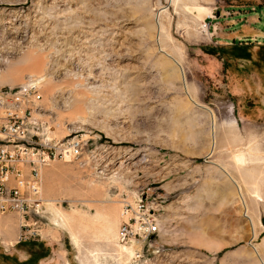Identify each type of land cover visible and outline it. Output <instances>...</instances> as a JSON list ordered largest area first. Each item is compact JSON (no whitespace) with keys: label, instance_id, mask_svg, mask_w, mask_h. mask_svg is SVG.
I'll list each match as a JSON object with an SVG mask.
<instances>
[{"label":"rangeland","instance_id":"374dc122","mask_svg":"<svg viewBox=\"0 0 264 264\" xmlns=\"http://www.w3.org/2000/svg\"><path fill=\"white\" fill-rule=\"evenodd\" d=\"M30 78L37 136L82 149L0 214V264H262L264 0H0V87ZM137 205L162 229L118 241Z\"/></svg>","mask_w":264,"mask_h":264},{"label":"built area","instance_id":"2783aa9c","mask_svg":"<svg viewBox=\"0 0 264 264\" xmlns=\"http://www.w3.org/2000/svg\"><path fill=\"white\" fill-rule=\"evenodd\" d=\"M32 79L17 88L0 87V214L15 212L22 218L31 211L38 214L42 168L58 157H74L82 149L79 138L60 143L37 136L32 112L41 93L39 83ZM6 96H17V104H6ZM124 214L129 216L118 227V241H146L163 227L154 210L143 205L130 206Z\"/></svg>","mask_w":264,"mask_h":264},{"label":"bare ground","instance_id":"6f19581e","mask_svg":"<svg viewBox=\"0 0 264 264\" xmlns=\"http://www.w3.org/2000/svg\"><path fill=\"white\" fill-rule=\"evenodd\" d=\"M159 12H161V10L160 11H158V14H159ZM13 24V23H12ZM19 25V24H18ZM17 26V25H16ZM156 26H157V31H159V23H158V21H156ZM15 29H17V28H15ZM25 31V30H24ZM15 36H17V35H15ZM25 36V35H24ZM33 46V45H32ZM175 60V59H174ZM175 62L176 63H178L177 62V60H175ZM212 120V122H211V133H210V135H211V139H212V144H211V149H212V147L214 146V137H215V134H214V125H213V118L211 119ZM111 151H107V150H104L102 153H100V155H99V157H100V161H99V163H98V166H99V168H100V170H102V171H106V170H109L110 169V167H108V166H110L111 164H112V158H110L111 156ZM235 158H237L238 160H243L244 159V156H243V154H237L236 156H235ZM125 162V160H121L120 161V164H119V166L121 167L123 164V166H126L125 168H127V170L129 169V168H131V167H133L134 165H135V163L133 164H130L131 162H127L126 164L124 163ZM111 167H112V165H111ZM114 171H115V173H113V174H119L120 173V169L118 170V168H116V169H114ZM100 172V171H99ZM238 201L241 203V204H243L244 205V199H243V196L242 195H240L239 194V196H238ZM57 214H59L58 212H56ZM60 217V216H59ZM62 218V217H61ZM61 220V219H60ZM62 221V220H61ZM247 222H248V224L250 225V231H251V236H253L254 235V232H255V224H254V222H253V219H251L250 217H248V220H247ZM114 223H112V222H110V221H108L107 222V224H106V233H110L111 231H114ZM69 230H71V229H69ZM71 235H72V233H70ZM75 234V233H74ZM70 235V236H71ZM73 236V235H72ZM76 237V235H74V237L73 238H75ZM108 237V236H107ZM74 240V239H73ZM74 242H76V239L74 240ZM128 242V241H127ZM253 248H254V250H255V252L259 255V256H264V238L261 240V242L260 243H258L257 245H253ZM120 250H122V251H125L127 254H131V250H130V247H126V246H123V245H120ZM261 262H262V264H264V260H262L261 259Z\"/></svg>","mask_w":264,"mask_h":264},{"label":"crops","instance_id":"0c3cea01","mask_svg":"<svg viewBox=\"0 0 264 264\" xmlns=\"http://www.w3.org/2000/svg\"><path fill=\"white\" fill-rule=\"evenodd\" d=\"M208 5L210 4V3H207ZM256 227L257 228H259V227H263L264 225L262 224V221H261V217L259 216V217H256Z\"/></svg>","mask_w":264,"mask_h":264}]
</instances>
